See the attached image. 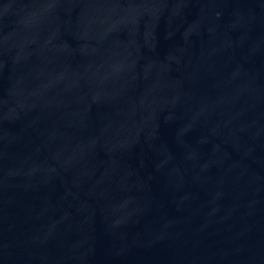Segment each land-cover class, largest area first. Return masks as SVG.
I'll return each instance as SVG.
<instances>
[{"label": "water", "instance_id": "obj_1", "mask_svg": "<svg viewBox=\"0 0 264 264\" xmlns=\"http://www.w3.org/2000/svg\"><path fill=\"white\" fill-rule=\"evenodd\" d=\"M0 96L106 264H264V0H0Z\"/></svg>", "mask_w": 264, "mask_h": 264}]
</instances>
